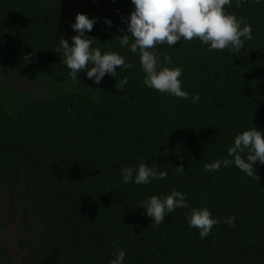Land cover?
<instances>
[{
  "label": "trees",
  "instance_id": "1",
  "mask_svg": "<svg viewBox=\"0 0 264 264\" xmlns=\"http://www.w3.org/2000/svg\"><path fill=\"white\" fill-rule=\"evenodd\" d=\"M132 10L131 0H0V74L44 85L36 95L0 79V236L21 221L22 264H110L117 248L125 264H264V165L257 177L234 165L204 172L229 158L238 133L264 131V4L226 7L252 29L240 52H209L197 39L156 48L172 57L168 67L183 68L182 87L198 103L143 84L139 57L119 46ZM78 13L99 18L87 33L93 47L133 64L117 69V80L130 81L124 91L109 75L98 85L86 73L70 78L59 41L71 46ZM141 161L167 178L124 184L120 168ZM173 190L217 219L235 216V225L201 239L190 209H177L152 226L141 202ZM0 264H11L2 246Z\"/></svg>",
  "mask_w": 264,
  "mask_h": 264
},
{
  "label": "clouds",
  "instance_id": "2",
  "mask_svg": "<svg viewBox=\"0 0 264 264\" xmlns=\"http://www.w3.org/2000/svg\"><path fill=\"white\" fill-rule=\"evenodd\" d=\"M248 0H131L133 10L127 18H123L127 33L119 37V46L139 57L141 71L144 74L143 84L149 89L182 100L200 101L199 93L190 95L183 89L182 67H168L172 57H163L156 51L158 46L174 47L177 42L194 39L208 46V51L240 52L245 41L253 38L251 26L243 17L226 11V7H243ZM264 4V0H256ZM99 18L90 19L86 14L78 13L75 23L71 25L77 35L73 36L72 44L61 39L60 49L63 64L70 70V78L77 81L81 73H86L89 80L100 84L106 75L117 77V69L131 70L134 66L126 62L118 52H104L93 47L96 38L91 33ZM109 27L112 21L105 19ZM123 31V29H121ZM117 80V78H116ZM79 83V82H78ZM130 81L128 77L117 80L116 88L123 90ZM229 158L219 159L204 165L205 173L218 172L221 167L233 165L248 177H257L256 164L264 165V131L254 127L238 133L234 143L228 148ZM184 173L182 167H176ZM120 175L124 184L146 185L154 180H165L167 170L160 171L155 166H147L141 161L138 167H121ZM109 191V190H108ZM145 211L142 213L151 218L152 226L159 227L166 222V217L177 209H190L186 219L190 228L197 229L201 239L210 235L213 228L221 223L229 227L235 225L236 217L217 219L207 207H191L187 195L173 190L166 196H151L141 202ZM139 206V207H140ZM110 264H125L126 252L117 248Z\"/></svg>",
  "mask_w": 264,
  "mask_h": 264
},
{
  "label": "rangeland",
  "instance_id": "3",
  "mask_svg": "<svg viewBox=\"0 0 264 264\" xmlns=\"http://www.w3.org/2000/svg\"><path fill=\"white\" fill-rule=\"evenodd\" d=\"M0 79L4 82L11 84L16 89L34 93L36 95L41 94L44 91V85L39 83H33L22 76H10L8 74L1 73ZM9 202L7 197L2 200V213L3 222L7 224ZM24 233L21 230V221L18 220L14 224L7 225L5 231L0 236V246L9 250L11 257V264H22L25 252L20 247V240ZM30 238L34 237V232L28 234Z\"/></svg>",
  "mask_w": 264,
  "mask_h": 264
}]
</instances>
